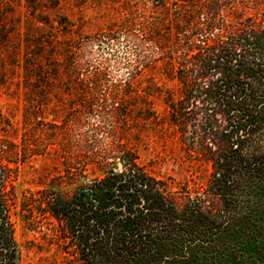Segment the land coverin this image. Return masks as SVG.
<instances>
[{
  "label": "trees",
  "instance_id": "16d2710c",
  "mask_svg": "<svg viewBox=\"0 0 264 264\" xmlns=\"http://www.w3.org/2000/svg\"><path fill=\"white\" fill-rule=\"evenodd\" d=\"M60 2L0 0V74H24L26 85L41 83L46 72L74 76L73 86L88 89L73 122L93 116L95 132L104 133L125 97L100 92L106 82L93 78L108 74L87 63L83 45L58 41L47 12ZM171 5V20L145 21L133 34L138 19L131 14L115 32L150 48L177 82L179 98L167 99L169 124L189 152L211 165L206 188L172 193L135 153L121 150L106 164L108 174L84 184L64 156L63 183L75 189L27 191L19 201V165L39 147H30L27 133L20 144L10 138L12 124L0 115L8 126L0 127V264H19L18 215L29 228L54 221L74 264H264V0H174L161 7ZM56 123L45 153L66 139Z\"/></svg>",
  "mask_w": 264,
  "mask_h": 264
},
{
  "label": "rangeland",
  "instance_id": "374dc122",
  "mask_svg": "<svg viewBox=\"0 0 264 264\" xmlns=\"http://www.w3.org/2000/svg\"><path fill=\"white\" fill-rule=\"evenodd\" d=\"M165 1L174 3V0H61L58 9L47 12L55 21L58 41L83 45L82 56L87 63L105 67L106 77L93 78L106 82L100 92L118 91L120 97H125L115 124L106 126L104 133L95 132L99 124L93 116L80 119L81 123L73 122L79 99L85 94L82 90L88 89L84 85L73 86L74 76L60 72L56 77L54 72H46L41 83L33 81L26 85L24 74H0V115L7 124H12L9 137L20 144L27 133L30 147L34 149V141L39 147L37 154L32 153L19 165L15 182L19 201L27 191L75 189L76 186L63 183L68 178V169L62 163L64 156L72 158L71 172L81 174L79 184H84L108 174L111 166L106 164L112 163L110 158L118 156L114 154L121 150L135 153L139 163L163 180L172 193L194 195L206 188L211 165L195 152H189L169 124L167 99L179 98L177 82L171 80L168 70L150 48H141L115 32L131 14L138 19L131 27L133 34L140 33L145 21L154 22L161 17L171 20L176 5L165 12L161 7ZM48 31L46 28L45 32ZM108 33L113 36L110 40L103 38ZM54 122L63 125L66 141L45 153L50 143V123ZM0 127L8 128L4 122ZM95 135L103 136L102 143H92ZM62 183L60 187L53 185ZM15 227L19 264H74L70 263L74 258L67 253L72 250L64 248L54 221L45 220L29 228L18 215Z\"/></svg>",
  "mask_w": 264,
  "mask_h": 264
},
{
  "label": "water",
  "instance_id": "95a60500",
  "mask_svg": "<svg viewBox=\"0 0 264 264\" xmlns=\"http://www.w3.org/2000/svg\"><path fill=\"white\" fill-rule=\"evenodd\" d=\"M119 168H120V169L122 168V165H121V164H119Z\"/></svg>",
  "mask_w": 264,
  "mask_h": 264
}]
</instances>
